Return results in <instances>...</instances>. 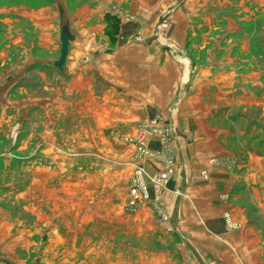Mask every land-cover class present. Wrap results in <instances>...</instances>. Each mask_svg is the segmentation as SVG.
I'll use <instances>...</instances> for the list:
<instances>
[{
	"label": "rangeland",
	"instance_id": "rangeland-1",
	"mask_svg": "<svg viewBox=\"0 0 264 264\" xmlns=\"http://www.w3.org/2000/svg\"><path fill=\"white\" fill-rule=\"evenodd\" d=\"M94 1L103 4L105 0H0L1 7H28L16 10L17 19H22L18 12L32 17L42 7L46 8L42 16L59 25L54 32L49 26L44 29L22 20L13 22L20 36L13 33L9 42L3 39L5 24L0 25V48L8 63L28 68L15 75L11 87L16 102L15 126L10 132L15 151L10 153L9 171L3 169V162L0 171L1 221H9V235L3 240L0 234V264H264V199L259 186L263 175L256 178L254 202L247 194L239 197L245 226L254 230L258 247L217 246L215 241L220 238L214 236L211 244L218 249H200L194 254L186 245L188 241L175 235L173 226L166 229L159 223L157 209L149 203H139L134 209L128 205L136 167H142L139 161L145 157L138 151V139L147 121L136 117L107 123L98 120L97 113L94 120L98 107L76 104L65 106L63 112L62 107L57 108V87L61 88L57 77L68 80L51 67L59 54V34L69 33L79 9L86 13ZM106 1V10L94 12L103 23L102 38L97 41L103 49L116 48L131 34L139 44L167 45L170 51L180 52L164 40L174 0L161 2L154 12L148 11L157 5L154 0L136 4L125 0L120 5L117 0ZM135 5L145 18L130 11ZM255 14L254 24L243 28L253 31L255 39L233 42L243 50L234 59L241 72L234 79V88L240 89L239 82L249 80L250 95L240 89L239 94L230 96L232 120H220V126L238 130L249 151L264 157V12ZM46 32L52 33V41L37 42L36 35ZM5 42L9 46H4ZM177 59L189 69V59ZM182 88L176 95L183 94ZM68 96L71 98L70 92ZM246 97L249 104L240 102ZM4 157L7 163V155ZM145 206L156 214L136 219Z\"/></svg>",
	"mask_w": 264,
	"mask_h": 264
},
{
	"label": "crops",
	"instance_id": "crops-1",
	"mask_svg": "<svg viewBox=\"0 0 264 264\" xmlns=\"http://www.w3.org/2000/svg\"><path fill=\"white\" fill-rule=\"evenodd\" d=\"M117 1L120 5L125 0ZM163 1L170 0H154L157 5L149 7L148 11L159 9ZM174 1L169 13V33L164 40L173 43L180 52L170 51L167 45H161L160 49L152 43L139 44L134 42L131 34L125 43L105 50L97 44L102 38L103 23L96 19L94 12L106 10L108 1L103 4L94 1L91 7L87 5L86 13L79 9L78 18L71 23L65 62L61 68L54 66L58 54L51 64L68 79L64 81L57 77V82H61V88L57 87V95H60L56 99L57 108L62 107L63 112L65 106L75 107L76 104L98 107V112L95 109L93 113L94 120L96 113L98 120L107 123L137 117L147 122L155 120L157 129H168L169 138L173 140L170 151L174 172L157 201L154 191L148 187L149 205L157 209L156 213L161 210L167 216L168 224L194 244L197 251L213 252L219 244L238 248L246 245L254 249L258 247L255 232L245 226L244 208L239 204V197L247 194L254 202L256 178L263 175V183L259 186L263 188L264 199V157L250 152L246 138L242 140L235 128L221 127L220 120H232L230 96L233 97L235 92L239 94L240 89L250 95L249 80L239 82L240 89L234 88V79L241 73L235 68L234 59L239 58L243 50L233 46V42L255 39L253 31L243 28L254 24L258 17L253 15L254 11L263 14L264 0ZM138 8L135 5L130 11L143 17ZM17 9L28 10V7L0 6V25L5 24L6 30L3 39L8 42L13 33L20 36L13 28V22L22 20L44 29L49 26L54 32L58 29L56 21L52 23L42 16V10L46 8L39 7L32 17L18 12L22 19L15 18ZM52 39L49 32L36 35L39 43ZM4 46L9 44L5 42ZM28 50H31L30 46ZM3 51L0 48V171L2 162L3 169L9 171L10 153L15 151L10 132L15 126L16 112L11 87L15 85V75L28 68L9 64ZM179 57L189 59L188 70L177 59ZM28 59L30 62L31 57ZM246 76L248 78L247 73ZM181 87H184L183 94L178 96L176 93ZM246 98L240 102L249 104V97ZM232 125L236 127L234 123ZM146 142L152 151H160L164 145L157 134L148 136ZM4 155H7V163L3 161ZM139 164L150 174L162 170V163L156 157L141 158ZM1 184L0 177V187ZM153 211L151 207H142L135 218L151 217L156 214ZM8 225L9 221H1L0 215L3 240L9 235ZM250 235L254 236L249 238ZM214 236L220 240L215 241ZM214 241L217 246L211 244Z\"/></svg>",
	"mask_w": 264,
	"mask_h": 264
},
{
	"label": "built area",
	"instance_id": "built-area-1",
	"mask_svg": "<svg viewBox=\"0 0 264 264\" xmlns=\"http://www.w3.org/2000/svg\"><path fill=\"white\" fill-rule=\"evenodd\" d=\"M156 121L147 122L139 132L138 151L145 157H156L162 163V170L160 172L150 174L143 167H136V177L129 189L128 205L134 209L139 203H150V196L148 193V186L154 191L155 200L158 199L159 193L166 187V184L174 172V161L171 154V139L169 138L168 129H157ZM150 127V128H149ZM157 134L163 139V147L160 151H152L147 146V137ZM157 201V200H156ZM158 221L166 229H170L167 216L158 210Z\"/></svg>",
	"mask_w": 264,
	"mask_h": 264
},
{
	"label": "water",
	"instance_id": "water-1",
	"mask_svg": "<svg viewBox=\"0 0 264 264\" xmlns=\"http://www.w3.org/2000/svg\"><path fill=\"white\" fill-rule=\"evenodd\" d=\"M69 33L67 31H62L61 35H60V50H59V56L58 58L53 62L54 66L57 68H61L63 63L65 62V58L67 55V51H68V42H69ZM176 145L178 146V143L176 142ZM180 193H183V190L180 191ZM173 232L175 233V235L177 237H179L180 239H183L182 235L176 231L173 230ZM186 245L188 246V248L194 253L196 254V250L195 248L189 243L186 242ZM6 264H10L9 262L5 261Z\"/></svg>",
	"mask_w": 264,
	"mask_h": 264
}]
</instances>
